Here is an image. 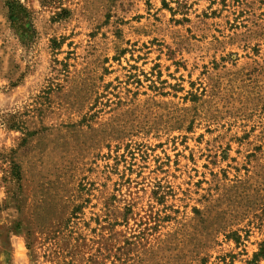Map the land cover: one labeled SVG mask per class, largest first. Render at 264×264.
<instances>
[{
    "label": "rangeland",
    "instance_id": "1",
    "mask_svg": "<svg viewBox=\"0 0 264 264\" xmlns=\"http://www.w3.org/2000/svg\"><path fill=\"white\" fill-rule=\"evenodd\" d=\"M9 1L0 264H264V0Z\"/></svg>",
    "mask_w": 264,
    "mask_h": 264
},
{
    "label": "trees",
    "instance_id": "2",
    "mask_svg": "<svg viewBox=\"0 0 264 264\" xmlns=\"http://www.w3.org/2000/svg\"><path fill=\"white\" fill-rule=\"evenodd\" d=\"M6 8L9 11L10 18L11 20H13L14 25L18 26V28L24 32L31 31V27L29 26V11L22 3H20L19 1L10 0L6 3ZM68 14L69 12L67 10H62L59 16L66 17ZM259 257L264 258V252L256 255V258Z\"/></svg>",
    "mask_w": 264,
    "mask_h": 264
}]
</instances>
